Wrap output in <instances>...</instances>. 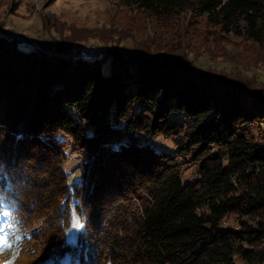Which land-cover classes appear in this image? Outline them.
I'll return each instance as SVG.
<instances>
[{"label":"trees","instance_id":"16d2710c","mask_svg":"<svg viewBox=\"0 0 264 264\" xmlns=\"http://www.w3.org/2000/svg\"><path fill=\"white\" fill-rule=\"evenodd\" d=\"M116 1L264 49V0ZM262 130V92L177 58L23 49L0 35L1 237L26 264H264ZM68 146L84 154L73 183Z\"/></svg>","mask_w":264,"mask_h":264},{"label":"rangeland","instance_id":"374dc122","mask_svg":"<svg viewBox=\"0 0 264 264\" xmlns=\"http://www.w3.org/2000/svg\"><path fill=\"white\" fill-rule=\"evenodd\" d=\"M0 35L17 40L23 49L36 47L54 53L76 47L83 54L112 49L153 61L174 57L191 68L227 77L251 92L264 94V49L257 44L234 34L214 33L201 19L158 21L116 0H0ZM140 140L158 152L174 149L172 140L160 134H140ZM83 161V153L66 148L63 166L70 183L78 180ZM181 179L193 182V168H183ZM128 184L134 190L135 185ZM77 218L80 220L72 208L66 229L71 243L81 230L72 226ZM225 224L234 225L235 217L228 216ZM1 234L0 228V264H26L29 257H17Z\"/></svg>","mask_w":264,"mask_h":264},{"label":"snow or ice","instance_id":"6c2138e0","mask_svg":"<svg viewBox=\"0 0 264 264\" xmlns=\"http://www.w3.org/2000/svg\"><path fill=\"white\" fill-rule=\"evenodd\" d=\"M74 228H76V229H80V228H82V224H81V222H80V220L77 218V219H75L74 221H73V225H72Z\"/></svg>","mask_w":264,"mask_h":264}]
</instances>
